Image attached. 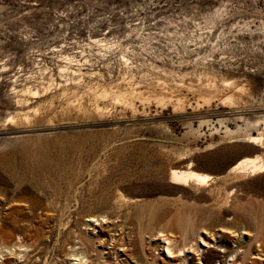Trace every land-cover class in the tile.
<instances>
[{"label": "rangeland", "instance_id": "1", "mask_svg": "<svg viewBox=\"0 0 264 264\" xmlns=\"http://www.w3.org/2000/svg\"><path fill=\"white\" fill-rule=\"evenodd\" d=\"M203 74L241 84L244 93L236 92L240 98L232 107L219 100L201 105L189 86ZM124 77L141 90L133 113L110 96L109 86L123 88ZM175 79L184 85L174 94L186 93L185 100L201 107L173 111L170 104L156 102L154 95L162 90L155 81H170L174 90ZM102 85L107 96L93 97ZM27 87L37 95L23 92ZM234 89L231 85L220 95ZM67 98L87 110L96 99L106 111L83 113L76 105L66 107ZM261 115L264 0H0V218L14 235L21 230L26 236L30 231L23 228L32 227L40 239L35 246L27 241L39 256L35 264H44L43 259L71 264L67 253L76 242L73 231L88 214L107 215L112 226L102 227L104 238L123 234L130 245L127 264H138L139 225L154 232L166 219L188 214L199 222L209 208L217 213L215 202L223 201L229 183L238 187L232 186L225 210L235 211L250 230L249 213L264 223V173L216 180L241 156L255 155L243 132L225 135L224 126L235 129L242 125L240 117ZM34 154L39 158L30 164ZM190 158L197 170L213 176L207 190L167 181L170 166ZM47 170L50 181H43L39 174L47 176ZM117 190L155 202L152 214H140L134 206L118 210ZM15 194L23 201H10ZM28 205L36 208L23 209ZM243 205L246 213L237 211ZM222 215L215 225L226 221L228 214ZM116 216L120 221H114ZM148 236L145 231L144 241L151 245L146 254L158 261ZM82 242L86 252H94Z\"/></svg>", "mask_w": 264, "mask_h": 264}, {"label": "bare ground", "instance_id": "2", "mask_svg": "<svg viewBox=\"0 0 264 264\" xmlns=\"http://www.w3.org/2000/svg\"><path fill=\"white\" fill-rule=\"evenodd\" d=\"M59 71H63V68H59ZM77 75H83V73L78 72ZM181 77L182 76H180V78ZM78 81L79 80L77 79L72 83L77 84ZM181 81H177L175 79V81L173 82V87H175L174 90H169L171 88V86H169L168 84L170 81H155L157 82V85L160 86L159 89L162 90L161 92L154 95V99L156 100V102L161 105L170 104L173 111H182V109L187 105L191 108H199L201 107V105L209 106L216 100H219L222 104L226 103L231 106L236 104L237 100L235 99L240 98L238 97V95H236V92H241L242 94L244 93L245 89L241 84H235L234 81L227 78L220 77L219 79H217L216 77L210 76L208 74L198 75L196 84L189 86V89L193 93L196 92L195 95H197V97L199 98L200 103L202 102L203 104L200 105V103L196 101L195 105L192 106V104L189 101L185 100V97L183 96L186 93L181 96H179V94L177 93L174 94V91H177L176 89L184 85L183 83H181ZM123 82L125 85L123 88H121L119 84H115L109 86L110 91H108L110 92L111 99L114 103H119L124 108L130 109L133 113L137 109L133 99L141 95V90L137 91V82L133 81V79L131 78H128V80L124 79ZM231 85H233V87H235V89L237 90L236 91L234 89L235 93L233 91L232 93H229V91L226 93L224 92L222 95H220L222 91L225 90V88H229L231 87ZM86 86L88 87V89L91 88V86L89 85ZM66 87H62L60 93L61 95H64L66 93ZM100 88H96L95 90H93V97L96 98L107 96L108 91L106 90V87ZM164 91H166V93ZM23 92L31 94L33 96H36L38 93L36 90L32 91L28 87L24 89ZM146 97L145 99H148ZM22 100L26 99L22 98ZM138 100L142 99L140 98ZM71 103L72 102L69 101V98H67L65 102L66 107L76 105ZM81 105L82 104L77 103V105L74 107L79 108L83 113L90 112L95 114H102L106 111V107L99 106L96 102V99H94L91 104L88 105V110L86 108H81ZM22 115L23 119H27L28 116L26 117L25 113H23ZM240 118L242 120V125H236V128L234 127L235 129H231L227 125H225L224 134L229 136H236L233 134L239 131L243 132V135H245L246 137L245 144L254 146L253 152L255 153V155L241 156L234 163L230 164L225 169V172L223 174L217 176L216 180L226 181L228 179H231L233 181V178H243L250 175L264 173V115L255 118ZM259 123L263 125V128L258 125ZM249 128H255L256 133H250ZM251 146H248V148L252 149ZM38 158L39 156L34 154L29 157L28 160L31 164L33 160H37ZM35 171H39L41 173L44 172L42 169H35ZM47 173V176L44 174H39L42 175L43 181H50L46 179L51 177L50 170H47ZM212 179L213 176H211L210 174L197 170L191 158L188 162L181 161L172 164L168 170L167 177V181L171 185L177 186L179 188L188 187L198 191H202L203 188L205 189V187L210 186L209 181ZM232 186L238 187V185H230L229 183L226 187L223 201L219 204L215 202V208L216 210L218 209L216 211L217 213L212 214L211 209L209 208L208 215L202 218L199 222L194 221L195 218L191 214H188L185 216L178 215L175 219L173 218V216L166 219V222L161 224L159 228L154 232L151 231L152 229L148 228L147 225L145 227L139 225L137 228L136 245L138 246L137 249H139L142 258L139 260L140 262L138 264H264V223L262 222V220L257 219L254 213H249L252 216L251 221L254 224L253 229L250 230L244 225L242 220L237 217L235 211L230 212L229 214V210H225V207L229 205V200H231V196L233 195L232 193L234 189L232 188ZM219 189L222 190L220 187ZM209 191L212 195L214 194L213 189ZM117 192L118 193L115 197L114 203L117 204L116 207L118 210L121 207H124V205L127 208H132L134 206L138 208V210L136 211L140 214H142V212L144 211L152 214L155 202L145 203L140 199L127 198L126 196H124V194H122V192L118 190ZM217 194L219 195V193ZM51 195H53L52 192L48 196ZM177 200L182 203L179 197L177 198ZM10 201L16 203V201L20 202L23 200L15 194L11 195ZM9 207L11 206H8L7 210L10 209ZM25 208H27L31 212L36 207L29 205L27 207L23 206V209ZM244 208L245 205L238 206L237 211L246 213L247 209ZM67 212L68 209L67 211H64L60 216V224H63V228L64 226H66V223L63 222L61 217L63 215H66ZM222 214H228L226 216V221L224 220L223 222L219 223V225H215L213 223V220L215 218H223ZM115 219V222L120 221L119 216H116ZM4 222V217L0 218V264H35L39 256L37 254L33 255L31 253L30 243L27 244V241L31 240L33 245L35 246V244H38L40 239L37 235L32 233V227L28 228L23 225L25 226L23 228V231H30L26 236L22 234L21 230L14 235L12 234L10 229H5L3 227ZM195 224H197L198 226ZM94 225L99 226V229L97 231H95ZM236 225H239V230L235 228ZM103 226L106 227V230L110 229V227L112 226V223L108 219V216L105 214H88L86 216V219L80 221V227L77 230L73 231L76 242L74 244H69V252L67 253L71 264L128 263L127 259H129L130 255L128 254V252L130 251L129 240L125 241L123 234L118 235V237H113L111 238V240H107L106 238H104V230H102ZM86 228L90 230L88 235H86ZM209 228L211 230H208ZM145 231H149L148 237L151 241H153V249L157 250L156 254L158 261L152 260V256L149 257L146 254V251H148L151 245L149 243H145L144 241ZM82 240L86 241V244L90 246L94 251L93 253L90 254L86 252L87 249L83 247ZM227 242H229L230 244H228ZM43 263L46 264L48 262L47 260L43 259Z\"/></svg>", "mask_w": 264, "mask_h": 264}]
</instances>
